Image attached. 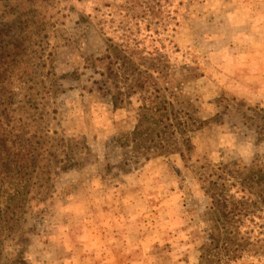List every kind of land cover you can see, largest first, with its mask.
Masks as SVG:
<instances>
[{"label":"rangeland","instance_id":"374dc122","mask_svg":"<svg viewBox=\"0 0 264 264\" xmlns=\"http://www.w3.org/2000/svg\"><path fill=\"white\" fill-rule=\"evenodd\" d=\"M30 1L36 4L34 19L45 23L40 39L29 43L37 53L33 76L44 80L50 93L46 100H38L42 103L37 112L22 115L26 121L20 119L22 108L13 110L24 101V93L16 89L14 106L0 107L2 133L11 142H25L26 133L37 123L54 140L55 160L69 165L56 162L58 169L50 171V199L45 205H38L34 196L46 177L37 183L33 180L37 184L31 189L34 195L14 204L6 194L20 188L21 192V180L11 175V184L0 186V209L14 211L13 215L7 211V218L0 220V264H176L180 259L183 264H199V250L208 235L214 234L212 221L203 217L208 202L202 188L209 174L218 165L227 170L252 164L264 168V80L255 81L261 82L260 87L246 88L223 65L228 55L248 61L254 51L264 59V30L256 37L259 49L239 46L243 26L253 27L245 11L252 1L185 0L178 11L186 21L180 33L172 27L166 32L159 29L160 36L141 32V45L151 53L156 51L147 62L161 57L175 74L207 75L183 89L196 110L187 127L178 125L184 118L176 120L183 157L172 154L148 162L144 156H124L121 149L137 124L140 96L133 95L129 107L114 110L109 97L95 87L101 78L94 71L101 72L103 66L98 59L112 54L119 42H109L93 18L119 2L57 0L54 10L47 12L37 5L45 0ZM169 2L172 11L178 0ZM256 3L264 9V2ZM26 6L22 0H0V29L12 35L26 27L24 18L12 24L18 17L15 13ZM136 14L141 15L140 11ZM10 15L13 18L8 20ZM113 69L117 73L119 64ZM139 69L145 71V67ZM184 69H193L192 75ZM132 80L105 81L103 90L118 86L126 92ZM199 122H203L201 127ZM258 227L249 226L242 246L227 248L232 253L224 256L222 250L212 251L216 255L210 264H264V228ZM66 230L75 240L65 242Z\"/></svg>","mask_w":264,"mask_h":264},{"label":"trees","instance_id":"16d2710c","mask_svg":"<svg viewBox=\"0 0 264 264\" xmlns=\"http://www.w3.org/2000/svg\"><path fill=\"white\" fill-rule=\"evenodd\" d=\"M22 1L27 6L22 12L15 13L18 17L12 24L24 18L23 23L26 27L18 28L17 34L12 35L0 29V107L12 108L17 96L16 89L23 92L22 106L13 110L22 108L20 119L27 121V118H23L22 115L30 116L31 113L37 112L42 103L38 100H46L50 90L46 88L44 80H36L33 76L32 65L36 63L37 53L29 44L33 39H40L45 23L43 20H38V17L34 19V14H32V9L36 5L34 2ZM56 1L45 0V4L39 1L37 5L40 8L45 7L44 9L48 12L54 10ZM117 2L119 3L116 6H108V12L95 15L93 18L94 21L98 19L97 26L103 34L108 35L109 42L114 40L119 42L118 46L112 50V54L110 52L98 59L103 66L100 67L101 72L94 71V74L101 78L100 85L95 86L96 91H103L109 97L114 110L129 107L133 95L140 96L137 124L133 131L124 138L125 141L121 146V149L126 152L124 156H144L145 162L172 154L183 157L176 138V120L177 117L184 118V122L178 125L185 128L193 121V115L196 114L191 96L186 95L183 89L185 85L194 80L206 78L207 75L200 74L193 78L183 72L175 74L168 64L169 61L161 57L150 59L147 62V59L151 58L156 51L151 53L146 50L141 45L142 40L139 37L141 32L160 36L162 33L158 32L159 29L166 32L171 27L174 28L173 31L178 29L180 33L186 21L185 17L178 16V11L184 6L185 0H178L172 11L170 10L172 4L169 0H117ZM151 3L152 6H150ZM136 11H140L141 15H137ZM12 18L13 15H10L8 20ZM152 21L155 23V30L154 27L152 28ZM144 22H146L145 27L140 29V25ZM32 45L35 46V44ZM116 63L119 64L117 73L113 69ZM144 67L145 71L139 69ZM184 71L192 75L193 69H184ZM130 78L133 79V83L127 87L126 92H120L118 86L103 90L105 81L121 84L126 83ZM149 90H152V93H149ZM196 98L199 99V96ZM202 125L203 122H199V126ZM17 131L18 134L24 135L22 130H14V133ZM26 134L29 135L27 141L11 142L2 133V124H0V186L8 182V187L11 184L9 180L11 175L21 180L24 185L21 192H19L20 188L10 190L6 194L8 202L14 204L34 195L31 189L43 177H46L43 185H38L39 190L34 196L38 199V205H45L50 199L48 196L50 189L48 181L52 175L50 171L54 168L58 169L56 162L62 165L69 164L64 163L63 160H55L58 156H52L54 140L47 137L37 123ZM181 134H184V130ZM14 138L18 139L16 135ZM35 139L38 141L35 142ZM83 150L87 152L88 149L83 147ZM72 159L73 157H70V160ZM39 174H42L40 178L37 177ZM33 180L36 183H32ZM202 191L208 202L207 213L203 217L210 218L212 221L214 234L210 233L207 243L200 248L199 264H210L209 259L216 255L212 251L222 250L226 256L232 253L227 249L228 247L238 249L242 246L240 244L242 236L248 235L246 229L249 226L259 224L261 227L258 229L264 228V168L252 164L249 167L238 165L232 170H227L226 167L218 165L209 174ZM44 194L45 199L42 197ZM7 211L11 215L14 213L8 207H6V212L0 209V220L7 218ZM261 235L264 237V231ZM72 240H75L74 234L66 230L65 242ZM123 241L126 243L125 239ZM238 241L239 243L236 244ZM261 247L264 248V245ZM261 255L264 256V253L262 252ZM165 257L166 254L162 255L160 260L163 262Z\"/></svg>","mask_w":264,"mask_h":264},{"label":"crops","instance_id":"0c3cea01","mask_svg":"<svg viewBox=\"0 0 264 264\" xmlns=\"http://www.w3.org/2000/svg\"><path fill=\"white\" fill-rule=\"evenodd\" d=\"M243 1H249L251 4H249L248 8L246 7L248 4H246V13L251 17L252 19L250 21L253 22V27L251 29H248L247 26L244 24V35L240 38L239 41H241V45L243 47L241 49H247V48H253V49H259L260 47L257 45V36L260 34L262 30H264V9L261 7V3L256 2H264V0H243ZM264 48V47H263ZM230 56L227 60H225V63L223 65L226 66L227 69H229V75L230 74H237V79L239 81V85L247 87V88H254L255 86L260 87L259 83L261 82H255V81H261L264 80V59L260 58L261 55L258 54V52L254 51L252 58L249 57V60L246 61L243 56H234V55H228ZM251 56V55H250ZM252 79L253 82H249L248 80ZM246 81V82H245ZM262 89H264V84L261 86ZM184 261L180 259L176 264H183Z\"/></svg>","mask_w":264,"mask_h":264}]
</instances>
